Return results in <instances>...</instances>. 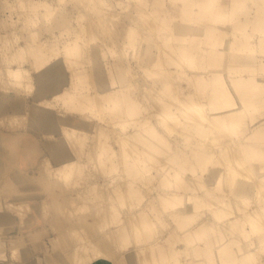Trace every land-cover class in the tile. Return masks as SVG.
Segmentation results:
<instances>
[{
    "label": "bare ground",
    "instance_id": "6f19581e",
    "mask_svg": "<svg viewBox=\"0 0 264 264\" xmlns=\"http://www.w3.org/2000/svg\"><path fill=\"white\" fill-rule=\"evenodd\" d=\"M81 2L61 38L0 34V259L16 228L14 262L264 264V0Z\"/></svg>",
    "mask_w": 264,
    "mask_h": 264
},
{
    "label": "rangeland",
    "instance_id": "374dc122",
    "mask_svg": "<svg viewBox=\"0 0 264 264\" xmlns=\"http://www.w3.org/2000/svg\"><path fill=\"white\" fill-rule=\"evenodd\" d=\"M56 2L57 1H55V0L53 1V4L55 6H57ZM8 3H9V5L6 3V1L2 0L1 7H2L3 11L7 12V13H5L6 15H10L9 18H11V20H10L11 23H9V25L7 26V29H4V28L0 29V34L7 36L9 34V32L15 31L20 36V44H23L25 46L28 45L30 30L38 28L37 31L39 33V37L41 40H45L48 36H50L52 34L59 35V37L61 38L62 35H60L61 34L60 32L63 28H66L67 26H71L73 24L75 25L77 23L75 21V18L78 17V14H80L81 12L86 13L85 11H89L86 8V6H84V4H82L81 0H63V2L61 4H59L60 6L59 5L57 6L56 11H53L54 14L51 15V18H52L51 20L49 18H46V16L43 14L45 10L41 9L40 21H39L40 25H38V27H31L25 22V20H23V16H22V18H20L21 11H19L16 8V6H13V4H12L13 0H8ZM6 6H9V7L6 8ZM6 15H4L3 17H7ZM62 19L64 21H66V23L63 24V26L60 25V20H62ZM115 20H116L115 24L117 26H114V33H116V34L112 35L110 33V35L106 36L105 39L106 40L110 39L112 41L116 40L117 42L116 43L114 42L113 45H117L116 47L121 49V45L124 42V32H125V31H122V27L124 25L126 28V25L129 24L131 22V20L129 19L127 12H126L125 16L115 18ZM87 21H88V17L84 20V22H87ZM131 52L129 54H132ZM92 54H93V52H92ZM119 55H121V54H119ZM132 63L135 64L134 59H132ZM27 67H29L31 74H35V72H36L35 67L36 66L33 62L28 63ZM89 69L90 68H86L87 71H90ZM128 80H130L129 77L124 78V84L128 83L129 82ZM145 80H147L146 81L147 84H150L148 79H145ZM29 99H31V98H29ZM45 154H46V151L44 150V148H42V154L40 155V157H44ZM30 167H31L30 173H34V171H36V169H37L36 164H33ZM6 206H9V204H6ZM12 214L14 215V213H12ZM160 229H162V230H161L159 236H161V238H162L163 237L162 235L164 233L166 234V232H165L166 230H164L162 227ZM12 234H20V232H18L17 229L15 228L10 233L5 232L1 235V238L4 241L1 243L2 247L4 246V250H5L4 254H8V257L0 259V264H25L26 262H27L26 264H33L34 262H35L34 264H38L39 261L42 260V256L46 255V253H48V252H45L44 250L40 249L34 253V256H32L30 258L24 257L23 253H22L20 255V257L18 258V261L20 258H22L21 261L14 262L16 260L15 256L13 258L10 256L15 255V254H13L12 250L7 248V243H8V241L11 240ZM54 235H55V233H52L51 235H49V234L45 235L46 240H48L50 237H52ZM40 244H43V242H40ZM9 254H11V255L9 256ZM61 259L64 260L63 258H61Z\"/></svg>",
    "mask_w": 264,
    "mask_h": 264
}]
</instances>
